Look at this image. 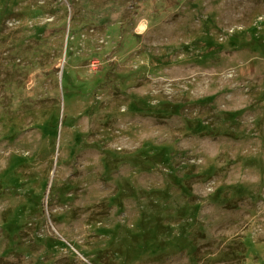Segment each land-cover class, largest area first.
<instances>
[{
    "label": "rangeland",
    "instance_id": "1",
    "mask_svg": "<svg viewBox=\"0 0 264 264\" xmlns=\"http://www.w3.org/2000/svg\"><path fill=\"white\" fill-rule=\"evenodd\" d=\"M0 264H264V0H0Z\"/></svg>",
    "mask_w": 264,
    "mask_h": 264
}]
</instances>
